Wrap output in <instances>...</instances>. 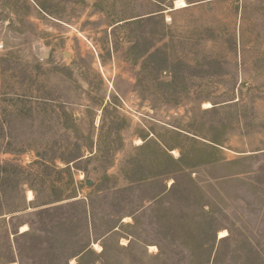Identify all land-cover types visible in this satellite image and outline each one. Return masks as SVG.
<instances>
[{"label":"rangeland","instance_id":"1","mask_svg":"<svg viewBox=\"0 0 264 264\" xmlns=\"http://www.w3.org/2000/svg\"><path fill=\"white\" fill-rule=\"evenodd\" d=\"M23 197L1 264H264V0H0Z\"/></svg>","mask_w":264,"mask_h":264},{"label":"trees","instance_id":"2","mask_svg":"<svg viewBox=\"0 0 264 264\" xmlns=\"http://www.w3.org/2000/svg\"><path fill=\"white\" fill-rule=\"evenodd\" d=\"M16 169H18L16 167ZM19 171H21V173L24 175H28L30 176L31 174H28V172H24L25 170L24 169H18ZM22 192L24 193L25 192V189L28 188L30 185L29 183H27L26 181H24L22 184ZM11 210V211H10ZM26 210V200H25V197H23V199L21 200V202L17 205H15L13 208H7L5 207L3 204H0V217L3 216V215H6L5 213L6 212H11V213H20L22 211ZM9 212V213H10ZM6 247L8 249V251H11L12 252V246L10 245V241L7 242L6 244ZM1 264V263H0Z\"/></svg>","mask_w":264,"mask_h":264},{"label":"bare ground","instance_id":"3","mask_svg":"<svg viewBox=\"0 0 264 264\" xmlns=\"http://www.w3.org/2000/svg\"><path fill=\"white\" fill-rule=\"evenodd\" d=\"M180 2V1H179ZM180 5H181V7L182 8H185L187 5H186V3H185V1L184 2H181V3H179ZM180 5H179V7H180ZM209 105V104H208ZM207 105V107H210V106H208ZM29 197H30V199H32L33 198V194L31 193V192H29ZM23 230H26V227H23ZM228 234H227V232L226 231H224V232H221V234H220V237L221 238H223V237H226Z\"/></svg>","mask_w":264,"mask_h":264},{"label":"water","instance_id":"4","mask_svg":"<svg viewBox=\"0 0 264 264\" xmlns=\"http://www.w3.org/2000/svg\"><path fill=\"white\" fill-rule=\"evenodd\" d=\"M66 57H67V54H66ZM87 185H91V182L90 181H87Z\"/></svg>","mask_w":264,"mask_h":264}]
</instances>
